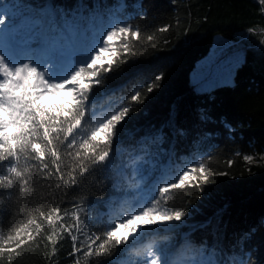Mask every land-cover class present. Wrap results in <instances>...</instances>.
I'll return each instance as SVG.
<instances>
[{"label":"trees","instance_id":"1","mask_svg":"<svg viewBox=\"0 0 264 264\" xmlns=\"http://www.w3.org/2000/svg\"><path fill=\"white\" fill-rule=\"evenodd\" d=\"M25 2L39 5L44 0ZM46 3V10L50 11L53 0ZM55 3L73 13L94 8L105 15L112 10L110 6L123 3V11L106 16L102 27L120 20L138 29L136 37L129 34L113 38L111 43L120 54L113 70L102 74L103 84L93 88L96 100L91 104L94 114L90 126L117 108L129 107L112 145L114 153L124 155L115 156L110 172L93 167L81 175L74 157L68 156L61 145V170L68 179L69 171L77 169L76 185L59 180L51 158L47 161L48 172L53 173L50 176L48 172L35 170L38 162L22 158L18 167L30 169L28 191L17 189L9 197L0 184V190L5 191L0 198V248H15L7 237L15 235L29 219L41 228L37 232L36 225H30L27 231L33 233V238L21 233L26 243L15 251L0 252V264H109L106 257L85 255L86 248L74 253L71 236L61 225L75 223L71 215L73 205L80 204L87 213L89 230L99 235L109 215L114 217L127 207V185H117L115 176V166L127 162L124 150L160 129L165 133L161 155H157L156 145L144 141L151 156L164 162V167L155 173L156 178L163 175L172 180L182 169L204 163L210 171L209 182L201 183L199 189L173 190L167 203L185 211L186 226L171 232H146L130 241L126 248L122 246L121 261L126 262L128 255L142 253L145 247L147 253L165 243L177 249L179 258L187 251L178 247L185 240L194 246L206 241L208 245L231 250L248 233L244 242V250L250 254L248 264H264V160L255 161L264 156V32L258 30L264 28V0H55ZM137 4L139 8L134 7ZM165 28L166 31H161ZM216 34L231 40L247 34L243 40L249 47L244 51L242 63L232 72L231 82L218 83L210 91L201 92L191 80V73L197 61L209 52ZM125 42L127 55L121 47ZM157 75L162 76L160 81H155ZM137 93L139 99L133 101L131 97ZM42 103L46 107L58 106L63 103V94L49 96ZM202 113L210 120L201 121ZM175 129H183L185 134L175 135ZM244 156L253 157L252 162L244 160ZM3 163L0 171L7 174V162ZM216 172L227 175H215ZM57 183L60 189L54 187ZM53 208L60 209L63 219L53 214L54 223L49 224L47 215ZM41 212L45 215L41 216ZM84 218L82 212L81 219ZM53 232V240L49 241L47 237ZM183 232L187 235L181 238ZM162 237H168L167 241ZM76 247H80L79 240Z\"/></svg>","mask_w":264,"mask_h":264},{"label":"snow or ice","instance_id":"2","mask_svg":"<svg viewBox=\"0 0 264 264\" xmlns=\"http://www.w3.org/2000/svg\"><path fill=\"white\" fill-rule=\"evenodd\" d=\"M81 7L87 9V6ZM110 7L112 10L106 15L94 8L77 9L73 13L63 5L58 6L55 0L50 11L46 10V0L39 5L25 0H0V169L5 166L3 162H7V174L0 171V184L9 197L17 189L28 191L30 169L28 166L18 167L22 158L38 162L35 166L37 172H48L47 161L51 158L59 180L66 185H76L77 169L69 171L68 179L61 170V145L68 156L74 157L81 175L93 167L110 172L114 169L115 156L124 155L123 152L114 153L112 145L130 112L129 107L117 108L90 126V117L94 114L91 104L96 100L93 88L103 84L102 74L113 70L120 54L111 43L113 38L139 34L138 29L120 20L102 27L106 16L123 11L125 5L120 3ZM121 47L123 54L127 55V43H122ZM228 47L230 45L226 42H221L203 61L195 81L198 91H210L222 81L225 73L230 75L242 63L240 52L225 60L220 59ZM161 79L160 75L155 77V81ZM148 90H153L151 84ZM61 93L62 104L46 107L42 103L47 97ZM131 99L138 100L139 94H134ZM200 120L208 121L210 117L202 113ZM127 134L131 135V132ZM174 134L183 136L185 133L183 129H175ZM164 139L165 133L160 129L151 136L141 137L124 150L127 162L115 166V176L117 185H127V207L114 217L109 215L99 235L89 230V220L82 205H73L71 215L75 223L62 224L61 227L71 236L74 253L86 248L84 254L89 257H106L109 264H123L120 258L122 246L126 248L130 241L149 231H170L186 226L183 220L185 211L170 207L168 196L173 190L199 189L201 183L209 182L210 171L204 163H194L176 173L172 180L163 175L157 179L155 173L164 167V162L151 156L144 141L156 145L157 155H161L164 150L160 145ZM145 156L150 159L145 160ZM243 158L249 162L253 160L251 156ZM52 174L48 172V176ZM215 175L227 173L216 172ZM154 180L155 186H152ZM54 187L60 189L61 185L57 183ZM4 190H0V198L5 196ZM82 212L84 219H81ZM53 214L63 219L60 209L53 208L47 215L49 224L54 223ZM40 215L45 214L41 212ZM34 224L39 232L41 225L29 219L15 235L7 237V242L14 244L15 248H0V252L15 251L24 245L26 239L21 233L33 238V233L27 229ZM73 231L77 234H72ZM54 235L55 232L47 239L52 241ZM248 238V233L243 234L231 250L216 244L208 245L206 241L194 246L185 240L178 247L187 251L179 258L177 249L167 243L160 244L147 251L144 264H248L250 254L244 250ZM161 239L167 241L168 237ZM78 240L80 247H76Z\"/></svg>","mask_w":264,"mask_h":264},{"label":"rangeland","instance_id":"3","mask_svg":"<svg viewBox=\"0 0 264 264\" xmlns=\"http://www.w3.org/2000/svg\"><path fill=\"white\" fill-rule=\"evenodd\" d=\"M258 30H259V32H264V28H258ZM246 36H247V34H244L238 40H231V39L223 37L220 34H216L214 36L213 44H212L209 52L204 57L200 58L197 61L196 65H195V67L191 73V80L193 81V83L195 84V81H196L197 75H198V70H199L201 64L203 63V61L212 53L214 48H217L218 44H220L221 42H226L228 45H230V47L226 48L224 50V52L221 54V56H220L221 60L227 59L228 56L232 55L235 52H240L242 57H243L244 51L249 47V45L243 40L246 38ZM263 37H264V35H263ZM256 46H259V44H257ZM104 55L108 56V53H104ZM231 81H232V73L230 75L228 73H225V75L222 78V81L220 83L231 82ZM259 160H264V156L263 157L260 156L259 158H256L255 161H259ZM119 213L120 212H118V213L116 212L115 214L118 215ZM180 227L174 228V229L167 231V232L178 230V229H180ZM186 235H187V232H183L181 235V238L186 236ZM147 248L148 247H145L143 249L142 253L139 252V254H138V252H137V254L128 255V257L126 258L127 264H144L145 259H147L146 251H145Z\"/></svg>","mask_w":264,"mask_h":264}]
</instances>
